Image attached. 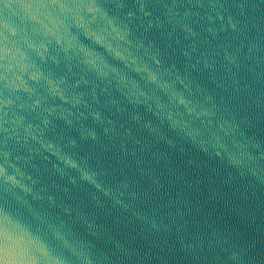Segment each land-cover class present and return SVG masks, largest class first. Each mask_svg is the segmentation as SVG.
Wrapping results in <instances>:
<instances>
[{"label":"water","instance_id":"water-1","mask_svg":"<svg viewBox=\"0 0 264 264\" xmlns=\"http://www.w3.org/2000/svg\"><path fill=\"white\" fill-rule=\"evenodd\" d=\"M0 264H264V0H0Z\"/></svg>","mask_w":264,"mask_h":264},{"label":"clouds","instance_id":"clouds-1","mask_svg":"<svg viewBox=\"0 0 264 264\" xmlns=\"http://www.w3.org/2000/svg\"><path fill=\"white\" fill-rule=\"evenodd\" d=\"M37 7H44V8H47L49 7L48 5H38ZM52 7H57L55 5H53ZM4 73H3V78L5 80V83L7 84L9 82V73L12 72V69H13V64H14V61H15V56L14 54L13 55H9V52H8V48L7 46H5V49H4ZM14 75V73H13Z\"/></svg>","mask_w":264,"mask_h":264}]
</instances>
